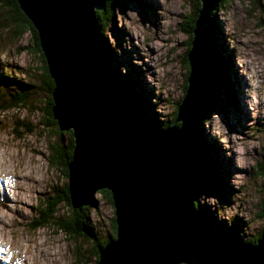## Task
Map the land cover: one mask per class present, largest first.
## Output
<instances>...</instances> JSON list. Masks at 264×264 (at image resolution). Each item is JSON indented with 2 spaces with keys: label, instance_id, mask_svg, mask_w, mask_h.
<instances>
[{
  "label": "rangeland",
  "instance_id": "374dc122",
  "mask_svg": "<svg viewBox=\"0 0 264 264\" xmlns=\"http://www.w3.org/2000/svg\"><path fill=\"white\" fill-rule=\"evenodd\" d=\"M111 2L109 19L98 18L97 12L105 7L95 9L99 30L107 41L108 70L132 95L137 111L158 125H170L186 90L188 64L184 59L192 40L188 28L200 0ZM7 16L8 10L0 6V74L10 80L0 82V88L9 94L22 90L26 98L15 106L6 108L7 100L0 106V171L9 173L6 180L13 173L26 174V180L6 206L0 202V237L14 248L21 243L19 253L30 264H95V237L104 239L115 233L111 228L113 206L102 194H95V205L89 211L92 239L74 241L53 222L30 227L44 202H51L54 193L63 194L67 163L60 166L52 161L55 144L64 146L69 133L44 123L42 111L49 96L42 83L44 57L33 50L31 31L17 35ZM210 28L216 75L196 121L198 151L208 170L196 204L208 225L217 231H234L247 242L264 236V0L224 4L211 17ZM236 86L242 89L241 97L235 94ZM5 158L9 165L4 166ZM67 210L60 203L58 216L67 218ZM12 255V263L5 253L7 262H0L17 264Z\"/></svg>",
  "mask_w": 264,
  "mask_h": 264
},
{
  "label": "water",
  "instance_id": "95a60500",
  "mask_svg": "<svg viewBox=\"0 0 264 264\" xmlns=\"http://www.w3.org/2000/svg\"><path fill=\"white\" fill-rule=\"evenodd\" d=\"M17 3L37 32L53 80L57 129L72 132L66 165L71 206L92 204L99 190L110 192L115 237L97 247L95 264H264V238L244 242L234 231L209 230L195 208L206 176L195 130L215 72L208 16L218 0H200L186 53V90L167 128L137 111L111 77L95 18L106 0Z\"/></svg>",
  "mask_w": 264,
  "mask_h": 264
},
{
  "label": "trees",
  "instance_id": "16d2710c",
  "mask_svg": "<svg viewBox=\"0 0 264 264\" xmlns=\"http://www.w3.org/2000/svg\"><path fill=\"white\" fill-rule=\"evenodd\" d=\"M111 1L112 0H107L105 9L97 12L99 15L98 18L100 21L105 20V19H109V18H107L111 14L110 13L111 11L109 12V8L111 9L113 7V3ZM234 1L235 0H221L219 2L218 7L213 12L212 18L214 19V17L217 15V11L220 10L224 4L232 3ZM248 1H253V0H248ZM0 6L5 7L8 10L9 16H7V18H8V20H11L13 22L14 30H15L17 35L19 33H21L23 30L25 31L28 29L29 31H31L32 37H33V40H32L33 41V50L40 51V54H42L40 47H39V43H38L37 32L34 29V27L32 26L31 22L26 18V16L23 14V12L19 9L17 1L16 0H0ZM198 9H199V7H197L196 10H198ZM195 14H196V12H195ZM195 17H196V15H195ZM195 17L191 21V24L188 28L189 30H192L194 27ZM189 34L191 36V32H189ZM189 40H190V37H189ZM188 44H189V42H188ZM189 46H190V44L188 45V48H189ZM41 56H43V54ZM186 59L187 58L184 59L185 63H187ZM217 64H218L217 73L219 74L220 73L219 71H221V67H220L219 63H217ZM41 69H42V75H43L42 83H43V85H44V87L47 90V93L49 95L47 98V102H46L47 104L43 108L44 110L42 111L43 112L42 116H44L43 118H44V123H46V126L56 125V121L52 117V113H51V107H52L51 92L53 89V80L49 76V73H48L47 68H46V64L42 63ZM219 75H221V74H219ZM6 76H7L6 74H0V82H2L4 79H7V81H10L9 76L8 77H6ZM122 87L124 88V86H122ZM23 92L24 91L19 90V91H16L15 93L9 94L8 92H5L3 89L0 88V106L3 105L2 102L6 101V100L8 101L6 108L10 107V105L15 106V105H18L20 103H23V101L26 98V94H24ZM130 96L132 98L131 94H130ZM207 97H208V94H207ZM3 98H7V99L4 100ZM132 100H133V98H132ZM133 101H135V100H133ZM135 103H136V101H135ZM140 112L142 113V111H140ZM143 115L145 117H148L145 114H143ZM148 118L152 121H155L151 117H148ZM172 123H173V121L171 122L170 125H172ZM178 124L179 123H176V125H178ZM159 125L162 127L170 126V125H168V123H163V124H159ZM67 132L69 133L68 142L66 144H64V146H61L57 143L54 146V153H53V161L52 162L57 163L60 166H64V163L68 164L69 160L71 159V153H72V147H73V138H72L71 130H68ZM197 140H198V137L195 135L196 146L198 147V150H201V147L199 148V146H198ZM66 170L67 169L65 166V169H63L64 175H66V173H67ZM206 173L208 174V170L206 171ZM202 190H204V185H202ZM62 191H63L62 195H58L57 193L52 194L51 195V202H48V201L44 202V206L42 205L41 208L37 212V215H38V217L36 218L37 220L35 221V223L33 225L31 224L30 227L35 228V227L44 226L47 223L53 222L57 227H59L60 230H63L74 241L80 237L92 239L93 238V236H92L93 228L90 226V219H89V211H90V208L92 207V204L82 205L80 208H73L71 206V203H70V198H69V194L67 191L66 184H64ZM98 193L102 194V196L104 198H106L112 204L110 192L108 190L102 189V190H99ZM95 201H96V198L94 199L93 204L95 203ZM60 203H62L64 206H67V208H68L67 218H66V216H62V218H60L57 214V207ZM195 205H196L197 209L199 210L198 204L195 203ZM204 219H205V222H207L205 216H204ZM207 226H208V229L212 230V231L220 230L219 228L208 225V224H207ZM111 228H112L113 232H115L114 217H112ZM235 234L238 236V233H235ZM114 237H115V233L114 234H108V236L105 237L104 239H98L95 237L96 242H95V245L93 246V253L96 256V259H98L97 247L100 245L106 244L107 242L112 240ZM258 238H264V236L258 235L256 237L250 238L246 241L247 242H255V240H257ZM91 242H92V240H91Z\"/></svg>",
  "mask_w": 264,
  "mask_h": 264
},
{
  "label": "bare ground",
  "instance_id": "6f19581e",
  "mask_svg": "<svg viewBox=\"0 0 264 264\" xmlns=\"http://www.w3.org/2000/svg\"><path fill=\"white\" fill-rule=\"evenodd\" d=\"M153 1V0H152ZM219 1L220 0H218V3H219ZM218 5V4H217ZM217 5L215 6V8H213V10L211 11V15H209L208 16V20H209V24H211V17H212V14H213V12H214V10L216 9V7H217ZM199 11V10H198ZM215 16V15H214ZM97 30H98V32H99V34L101 35V32H100V30H99V26H98V24H97ZM103 37V36H102ZM101 37V40L102 41H104L105 39L104 38H102ZM105 42L107 43V41L105 40ZM189 50V49H188ZM217 50V49H216ZM188 52V51H187ZM217 53V52H216ZM218 55V54H217ZM219 59V58H218ZM109 61H110V59H109ZM187 64H188V61H187ZM215 64H214V61H213V65H212V69L215 71L214 73L213 72H211V74H210V78H209V80H208V82H207V85H206V88H205V91H204V97H203V102H202V104H201V107L198 109V112H200V110L202 109V107H204V105H205V99H206V97H207V92H208V88H209V84L211 83V81L213 80V78L215 77V75H216V70H215ZM110 67V66H109ZM188 71H189V64H188ZM223 73V72H222ZM187 75H188V72H187ZM111 77L113 78V79H115L114 77H113V75H112V73H111ZM187 77V76H186ZM115 81H116V83H118V81L115 79ZM186 86H187V82H186ZM118 87L120 88V90L127 96V98H129L130 100H131V98H130V96L128 95V93L127 92H125L121 87H120V85H119V83H118ZM240 93V94H239ZM235 94H236V96L237 97H241L242 95V89L241 88H238L237 86H236V88H235ZM239 94V95H238ZM131 102V104L132 105H134L133 104V101L131 100L130 101ZM135 106V105H134ZM150 121H152V120H150ZM152 122H154V121H152ZM155 123V122H154ZM177 123V122H176ZM175 123V124H176ZM155 124H157V123H155ZM158 125V124H157ZM199 142V141H198ZM4 155V154H3ZM2 155V156H3ZM12 156V155H11ZM13 158V157H12ZM20 159V158H19ZM13 160H15L14 158H13ZM10 164V161L8 160V158H5V162H4V166L5 165H9ZM16 165V164H15ZM24 166V165H23ZM18 168V167H17ZM32 171V170H31ZM17 172V171H16ZM6 175H9V173H7V172H5V171H0V202H3L2 203V206H6V203H7V201L9 200V198L10 197H14L15 198V193H16V190H17V188H18V186L21 184V185H23V183H24V181L26 180V174H24L23 176L21 175V176H19L18 177V175L16 174V173H13L12 175H13V177H10V179L9 180H6L5 179V177H6ZM20 175V174H19ZM12 178H14L15 179V181L14 180H12ZM30 179V178H29ZM15 182V183H14ZM14 183V185H11V184H13ZM20 185V186H21ZM6 186L8 187V188H12V190H10L11 191V193H9V192H7L6 191ZM19 186V187H20ZM20 189V188H19ZM12 191H13V193H12ZM20 191V190H19ZM9 193V194H8ZM19 194H17V196H18ZM16 196V197H17ZM1 207V206H0ZM195 208L197 209V207H196V205H195ZM198 210V209H197ZM199 211V210H198ZM3 223H4V221H3ZM1 230V229H0ZM2 231V230H1ZM2 234V233H1ZM238 237V236H237ZM4 241V238H1L0 237V256H3V253H5V254H7L8 256H9V259H10V261H9V263H12V257H13V255H12V253L14 254V260H15V262H17V264H21V261H24L25 260V263L24 264H30V262H28V260L27 259H24L23 257V255H21L20 253H19V250H21V248H22V244L20 243L19 244V246L17 247V248H14V247H11V242L10 241H6V242H3ZM38 246V245H37ZM0 259H2L1 260V262L2 261H6L7 262V258H5L4 256H3V258H0ZM17 259V260H16ZM19 260H21V261H19ZM0 262V264H2Z\"/></svg>",
  "mask_w": 264,
  "mask_h": 264
}]
</instances>
